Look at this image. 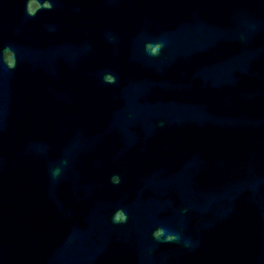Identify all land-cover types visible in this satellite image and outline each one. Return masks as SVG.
Here are the masks:
<instances>
[{
  "label": "water",
  "instance_id": "95a60500",
  "mask_svg": "<svg viewBox=\"0 0 264 264\" xmlns=\"http://www.w3.org/2000/svg\"><path fill=\"white\" fill-rule=\"evenodd\" d=\"M0 264H264V0H0Z\"/></svg>",
  "mask_w": 264,
  "mask_h": 264
}]
</instances>
